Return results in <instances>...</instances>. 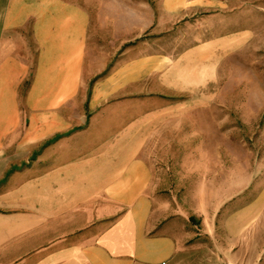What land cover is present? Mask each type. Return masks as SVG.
I'll return each mask as SVG.
<instances>
[{
  "label": "crops",
  "instance_id": "1",
  "mask_svg": "<svg viewBox=\"0 0 264 264\" xmlns=\"http://www.w3.org/2000/svg\"><path fill=\"white\" fill-rule=\"evenodd\" d=\"M195 1L0 0V264H264L253 207L203 203L220 159L179 61L124 45L125 14Z\"/></svg>",
  "mask_w": 264,
  "mask_h": 264
},
{
  "label": "rangeland",
  "instance_id": "2",
  "mask_svg": "<svg viewBox=\"0 0 264 264\" xmlns=\"http://www.w3.org/2000/svg\"><path fill=\"white\" fill-rule=\"evenodd\" d=\"M184 12L164 31L159 18L151 26L125 14L124 45L169 55L173 67L179 61L172 100L203 104L204 136L214 140L203 152L220 159V185L202 194L203 203L230 200L231 216L253 207L252 238L264 239V0H197Z\"/></svg>",
  "mask_w": 264,
  "mask_h": 264
},
{
  "label": "built area",
  "instance_id": "3",
  "mask_svg": "<svg viewBox=\"0 0 264 264\" xmlns=\"http://www.w3.org/2000/svg\"><path fill=\"white\" fill-rule=\"evenodd\" d=\"M220 264H231V263L222 262V263H220Z\"/></svg>",
  "mask_w": 264,
  "mask_h": 264
}]
</instances>
